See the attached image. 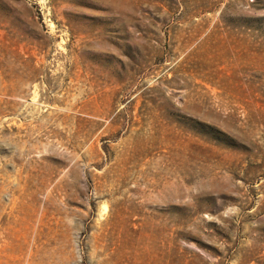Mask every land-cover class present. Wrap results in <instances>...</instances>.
I'll return each instance as SVG.
<instances>
[{"label":"rangeland","instance_id":"1","mask_svg":"<svg viewBox=\"0 0 264 264\" xmlns=\"http://www.w3.org/2000/svg\"><path fill=\"white\" fill-rule=\"evenodd\" d=\"M0 264H264V0H0Z\"/></svg>","mask_w":264,"mask_h":264}]
</instances>
